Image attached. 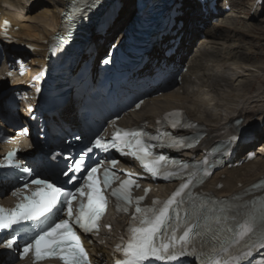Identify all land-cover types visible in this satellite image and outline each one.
Instances as JSON below:
<instances>
[{
	"label": "bare ground",
	"instance_id": "1",
	"mask_svg": "<svg viewBox=\"0 0 264 264\" xmlns=\"http://www.w3.org/2000/svg\"><path fill=\"white\" fill-rule=\"evenodd\" d=\"M241 2L231 0L233 15L219 18L214 26L202 16L197 18L196 24L190 23L188 15L186 30H183L185 37L178 52L183 55L177 64V67L183 66L189 70L183 74V84L152 96L139 111L132 112L129 118L123 119L122 124L126 125L129 121L135 124L140 120L152 122L160 113L177 108L184 110L186 116L202 127L207 134H213L220 127L240 119V127L252 136L253 141L238 147V154L243 157L250 151H256L257 157L239 168L225 167L215 173L206 183L205 189L224 199L248 193L243 200L249 202L261 196V193H255V188L264 182V61L256 62L258 57L254 47L243 39L251 37L254 32H262L254 22L260 20L264 2L261 7H254V0L246 5ZM185 3L191 7L193 13L195 8L192 2L186 0ZM131 4L130 0L124 1L119 18L102 38L105 43L116 39ZM63 9L64 3L61 0H0V13L18 27V31L13 35L20 42L39 48V51L33 53L31 61L33 66H36L33 62H38L37 66L42 64L41 59L46 47L44 42L47 43L49 37L58 31L59 15ZM133 13L134 11L131 12V17ZM202 30H205L206 39L194 52L193 45L199 37V31ZM234 37L237 39H233ZM99 42V38H94L96 46H99ZM97 51L99 55H103L104 46H99ZM260 57L264 58L263 55ZM248 83H252L253 86H248ZM0 84L3 85L4 81ZM2 88L0 92L6 90ZM25 90L30 89L25 87ZM67 112L70 116L73 114L71 109ZM202 144L205 145L199 146L194 152L197 157L201 156L210 142L204 138L199 143ZM183 156L189 157L191 153ZM220 184L223 187L218 189L217 186ZM171 188L172 185L159 186L158 191L163 193ZM113 225L115 229L118 227L117 222ZM95 249L101 253L103 259H106L105 255L109 252L107 245H100Z\"/></svg>",
	"mask_w": 264,
	"mask_h": 264
},
{
	"label": "snow or ice",
	"instance_id": "2",
	"mask_svg": "<svg viewBox=\"0 0 264 264\" xmlns=\"http://www.w3.org/2000/svg\"><path fill=\"white\" fill-rule=\"evenodd\" d=\"M129 135L138 136L140 134L136 132H125L123 134V136L125 137ZM121 142L124 143L125 146H128V141L121 140ZM137 143H139V141H137ZM96 146L105 147V145H103L100 140L96 141ZM115 146L116 145L114 144L113 147ZM145 155H147V153H145ZM12 156H14V154H10L9 164H11ZM160 159H163V157H161ZM79 166L80 165L78 164L77 169L79 168ZM0 167H3V165H0ZM25 171H27V169H25ZM96 171V168L92 169V173H95ZM64 175H68V173L65 172ZM69 179H71V176H69ZM89 179H91V176H89ZM32 182L37 185L43 184L44 188L33 192L30 198L25 197V202L17 205V208L14 211L5 213V210L3 208H0V230L11 228L13 225L18 224L22 220L31 221L38 219L45 216V214L47 213H52L53 210L57 208V205L60 203L62 189L56 186L54 183L44 180H33ZM90 187L94 188V184L90 185ZM185 187H187V185H183L181 190L177 191L174 194L173 198L170 199L162 209L158 211L146 210L152 211L151 217L145 214V216L140 221L143 227L132 229L133 236L129 240L127 249L124 252L126 259L124 261L118 262V264H141L142 261H144L150 255H155L160 249L165 250L167 252L166 258L172 260L177 259V257L181 255H192L195 253V248H192L189 252L185 247L190 242V233L192 231L191 228H188L186 231H184L183 235L179 236L178 238L176 237L175 230H173L170 240L172 251H167L170 247V244L161 243L157 245L155 243L157 235L161 233V230L163 229L168 219L169 206L174 202L175 197L180 195V192L183 191V188ZM68 195L70 194L64 193V196L66 198ZM113 195H115V193H113ZM100 199L103 198L100 197ZM125 199H127V196H125ZM66 202L68 204V215L71 218V200L67 199ZM92 206L93 201L92 197L90 196L88 203L89 211L92 210ZM136 212L141 213L142 210L137 207ZM88 219H90L89 213L85 211V206L83 205V203H81L78 222L87 221ZM80 227H82L85 232L89 231L86 223H80ZM68 239H73L78 242L79 237L76 236V233L70 227L69 221L62 220L54 223L47 230L38 234L34 239V242L24 248V252H29L33 245L35 247V254L37 258H41L42 247L45 249H51L52 251L59 249L61 250V252H63L65 249V241ZM177 239L181 242V246L179 249L175 247V241ZM14 243L15 240L10 239L7 242L6 246L12 247ZM60 259L64 260L65 264H83V261L86 260V255L83 249L79 248V250L76 252H69L68 255H61Z\"/></svg>",
	"mask_w": 264,
	"mask_h": 264
},
{
	"label": "rangeland",
	"instance_id": "3",
	"mask_svg": "<svg viewBox=\"0 0 264 264\" xmlns=\"http://www.w3.org/2000/svg\"><path fill=\"white\" fill-rule=\"evenodd\" d=\"M241 1L246 5V4L250 3L251 0H241ZM239 8H242V6H239ZM237 10H238V8H237ZM230 15H233V14L232 13L229 14V15L228 14H225V15L222 16V18H227ZM259 19H260L259 21H261V23L259 21H255L254 24L256 26H258V28H261L262 32H254V34H252L251 37L244 38L243 40L245 42L251 43V45L254 47V52H256V56L258 57V60H256V62H258L259 60L263 62L264 61V58H261L260 56L261 55L264 56V9H263V11H261V14H260V18ZM215 24L212 23L211 26H214ZM204 39H206V36L203 33V34H201V36L198 37L195 45H193V51L194 52H195L196 49H198L202 45V43H203L202 41ZM233 39H237V37H234ZM221 40L222 39H220V42H221ZM229 43H232V42H229ZM182 83H183V81H181V84ZM248 84H249L248 86H250V87L253 86L252 83H248ZM262 132L263 131H261V133Z\"/></svg>",
	"mask_w": 264,
	"mask_h": 264
}]
</instances>
